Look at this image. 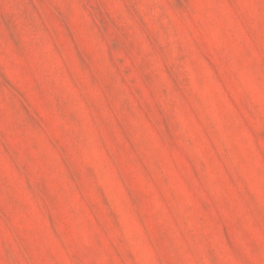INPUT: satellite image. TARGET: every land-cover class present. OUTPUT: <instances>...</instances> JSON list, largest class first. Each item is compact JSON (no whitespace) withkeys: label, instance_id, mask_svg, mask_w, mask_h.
<instances>
[{"label":"rangeland","instance_id":"obj_1","mask_svg":"<svg viewBox=\"0 0 264 264\" xmlns=\"http://www.w3.org/2000/svg\"><path fill=\"white\" fill-rule=\"evenodd\" d=\"M0 264H264V0H0Z\"/></svg>","mask_w":264,"mask_h":264}]
</instances>
